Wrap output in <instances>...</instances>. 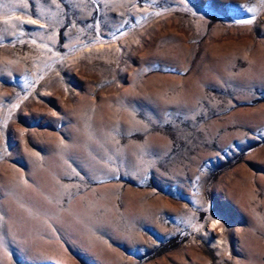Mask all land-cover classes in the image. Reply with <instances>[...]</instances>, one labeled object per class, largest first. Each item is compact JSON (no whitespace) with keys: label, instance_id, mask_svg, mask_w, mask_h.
I'll use <instances>...</instances> for the list:
<instances>
[{"label":"rangeland","instance_id":"374dc122","mask_svg":"<svg viewBox=\"0 0 264 264\" xmlns=\"http://www.w3.org/2000/svg\"><path fill=\"white\" fill-rule=\"evenodd\" d=\"M0 264H264V0H0Z\"/></svg>","mask_w":264,"mask_h":264},{"label":"snow or ice","instance_id":"6c2138e0","mask_svg":"<svg viewBox=\"0 0 264 264\" xmlns=\"http://www.w3.org/2000/svg\"><path fill=\"white\" fill-rule=\"evenodd\" d=\"M207 4H208V6L211 8V7L214 6V4H215V0H207Z\"/></svg>","mask_w":264,"mask_h":264}]
</instances>
